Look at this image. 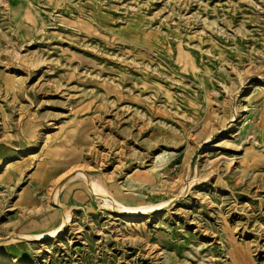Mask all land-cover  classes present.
Wrapping results in <instances>:
<instances>
[{
    "label": "rangeland",
    "instance_id": "obj_1",
    "mask_svg": "<svg viewBox=\"0 0 264 264\" xmlns=\"http://www.w3.org/2000/svg\"><path fill=\"white\" fill-rule=\"evenodd\" d=\"M0 264H264V0H0Z\"/></svg>",
    "mask_w": 264,
    "mask_h": 264
},
{
    "label": "bare ground",
    "instance_id": "obj_2",
    "mask_svg": "<svg viewBox=\"0 0 264 264\" xmlns=\"http://www.w3.org/2000/svg\"><path fill=\"white\" fill-rule=\"evenodd\" d=\"M78 171H79V169H78ZM81 171V170H80ZM193 171V170H192ZM84 174V173H83ZM86 175V174H85ZM84 175V176H85ZM93 191V190H92ZM56 192H57V189H56ZM94 192V191H93ZM99 193V192H98ZM101 194V193H100ZM58 195V194H57ZM98 195V194H97ZM103 197V196H102ZM66 213V212H65ZM139 213H140V211L138 210V209H133V210H131L130 212H129V214L131 215V216H137V215H139ZM68 216V215H67ZM66 221V220H65ZM63 227V226H62ZM62 230V228H59V229H57L56 231H53L54 232V235H56L57 236V234L60 232ZM52 232V233H53ZM14 237H17V238H20V240H29V239H31V238H29V237H22L21 235H16V236H14ZM36 237V236H35ZM39 237H43L42 235L41 236H39ZM44 238V237H43Z\"/></svg>",
    "mask_w": 264,
    "mask_h": 264
},
{
    "label": "water",
    "instance_id": "obj_3",
    "mask_svg": "<svg viewBox=\"0 0 264 264\" xmlns=\"http://www.w3.org/2000/svg\"><path fill=\"white\" fill-rule=\"evenodd\" d=\"M196 156H197V155H195V157H194L193 163H194V161L196 160Z\"/></svg>",
    "mask_w": 264,
    "mask_h": 264
}]
</instances>
